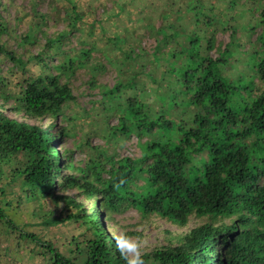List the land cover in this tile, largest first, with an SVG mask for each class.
<instances>
[{
  "label": "trees",
  "instance_id": "1",
  "mask_svg": "<svg viewBox=\"0 0 264 264\" xmlns=\"http://www.w3.org/2000/svg\"><path fill=\"white\" fill-rule=\"evenodd\" d=\"M66 1V29L48 37L43 30L48 15L36 10L38 2L31 1L29 14H23L26 18H16L14 29L27 21L26 31L17 36L2 16L5 7L0 0V64L8 65L9 76L19 71L22 74L19 82L8 84L0 68V223L15 232L22 230L1 206V198L13 196L7 191L10 187H18L16 205L26 201V189L38 190L43 197L52 192L53 199L61 197L56 190H74L85 201H92L90 212L70 201L76 211L69 219L83 228L82 242L67 243L61 252L55 242L16 232L41 250L36 254L47 258V264H129L136 255L128 256L123 247L134 234H109L107 226L111 215L125 208L178 227L186 226L191 216L209 219L184 234L174 247L141 252L144 264H264V4L260 2L253 28L259 30L255 43L261 53L254 74L262 87L254 88L253 83L252 88L251 84L231 86L216 66L219 55L201 56L195 72L189 70V76H180L185 98L179 103L186 110L182 117L178 114L174 127L162 107L151 112L136 96H126L122 102L123 85L116 83L113 103L117 105V120L106 137L117 140L134 136L142 146L139 157L108 154L106 144L93 147L88 136L76 140L74 132L73 150L84 155L74 163L73 153L60 148V142L70 136L67 125L76 131L77 121L65 111L75 101L69 80L79 67L71 56L48 66L50 48L66 42L82 25L76 3ZM208 1L213 2V12H221L228 4L225 0ZM198 2L204 10L208 8L202 0ZM41 38L42 50L35 55L18 54L19 48L38 45ZM8 40L14 41V47ZM212 49L209 39L207 52ZM91 52L92 48L82 49L81 61H87ZM149 54L144 51L143 55ZM31 62L39 65L38 74H28L26 67ZM91 81L88 83L93 88L95 82ZM174 84H179L178 77ZM248 88L247 99H241V105L233 103L234 96ZM45 121L49 123L43 127ZM50 224L47 215L37 226L47 228ZM3 231L1 228L0 235Z\"/></svg>",
  "mask_w": 264,
  "mask_h": 264
},
{
  "label": "rangeland",
  "instance_id": "2",
  "mask_svg": "<svg viewBox=\"0 0 264 264\" xmlns=\"http://www.w3.org/2000/svg\"><path fill=\"white\" fill-rule=\"evenodd\" d=\"M31 1L33 0H13L10 3L9 0H3L6 10H1L2 16L13 29L17 17L26 18L29 14ZM35 1L38 2L36 10L48 15L47 25L43 28L48 37L66 29L63 21L64 10L68 8L66 0ZM73 1L81 15L82 25L77 27L78 30L66 42L50 48L48 66L54 67L71 56L76 59L79 67L69 80L75 101L65 111L67 116L77 121L76 131L67 123H62L63 126L67 125L70 136L60 142V148L71 150L74 163L84 158L80 151L73 150L74 132L76 140L88 136L93 147L106 144L108 154L116 153L118 157L133 159L139 157L142 146H139L140 143L134 136L128 139L120 137L117 140L106 137V131L117 120V105L113 103L117 96L114 89L116 83L123 85L120 93L122 102L126 96H136L151 112L162 107L166 118L173 124L177 123L178 114L182 117L186 110L179 103L185 98L181 92L184 88L179 81L180 76H189V70L195 72L201 64V56L216 58L219 55L220 60L216 66L222 79L231 86L251 84L252 88L253 83L254 88L262 87L254 74L261 53L255 43L259 30L253 28L258 22L260 2L264 4V0H225L228 4L221 12L210 11V4L213 2L208 0H202L205 8L208 7L206 10L198 4V0H172L170 3H166L167 0ZM26 27L27 21L18 24L14 29L16 35L22 36ZM209 39L213 49L207 52ZM7 42L10 47H14L13 40ZM43 43L44 39L41 38L38 45L19 48L18 54L35 55L42 50ZM224 47L226 51H223ZM88 48H92L88 62H82L81 50ZM144 51L150 54L144 56ZM7 66L6 63L0 64L8 84L19 82L21 72H17L16 76H9L6 73ZM26 70L28 74H38L39 65L31 62ZM50 71L54 73L53 70ZM177 77L179 84L175 85ZM89 80H93L91 83L95 82V87L90 88ZM155 81L161 89H158ZM249 89L235 95L233 103L241 105V99H247L246 92ZM101 95L103 101L100 100ZM5 113L19 118L10 111ZM48 123L45 121L41 124L46 127ZM26 190V201L21 200L20 205H16L15 199L20 195L17 186L7 190L13 193V196L8 195L9 201L8 198H1L5 214L22 229L17 230V233H33L55 242L60 245L61 252L67 243L83 241V228L69 219V215L76 211L70 201L72 199L77 204L84 205L89 212L92 201H85L74 190L66 193L56 190L55 194L61 195L59 199H53L52 192L43 197L38 190ZM6 202L11 205L6 207ZM47 215L51 224L47 228L37 226ZM111 218L107 225L110 228L109 234H134L129 238L128 245L123 247L130 257L137 252L140 254L155 248L174 247L180 243L184 234L209 221L205 217L191 216L186 226L178 227L154 215L143 218L134 208H125L118 214H112ZM1 228L5 233L0 235V264H47V258L36 254L41 250L29 239L18 237L15 230L7 229L3 223H0ZM3 237L9 240H1Z\"/></svg>",
  "mask_w": 264,
  "mask_h": 264
},
{
  "label": "clouds",
  "instance_id": "3",
  "mask_svg": "<svg viewBox=\"0 0 264 264\" xmlns=\"http://www.w3.org/2000/svg\"><path fill=\"white\" fill-rule=\"evenodd\" d=\"M122 239H128L127 237H122ZM119 246V245H118ZM135 247V246H134ZM129 264H144L143 259L140 257L139 252L136 253L135 259L131 260Z\"/></svg>",
  "mask_w": 264,
  "mask_h": 264
}]
</instances>
